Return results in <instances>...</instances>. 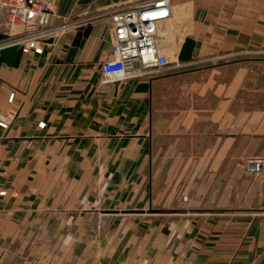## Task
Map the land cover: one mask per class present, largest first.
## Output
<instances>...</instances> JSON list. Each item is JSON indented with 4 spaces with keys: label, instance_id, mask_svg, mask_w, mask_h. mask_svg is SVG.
<instances>
[{
    "label": "crops",
    "instance_id": "crops-1",
    "mask_svg": "<svg viewBox=\"0 0 264 264\" xmlns=\"http://www.w3.org/2000/svg\"><path fill=\"white\" fill-rule=\"evenodd\" d=\"M134 1L46 0L63 29L41 54L0 66V264H264V166L254 213L228 223L214 209L148 213L144 184L154 112L184 108L217 126L202 156L224 176L264 158V0H169L156 35L169 67L103 83L114 53L105 13ZM186 37L192 59L175 67ZM182 83L193 95L168 104Z\"/></svg>",
    "mask_w": 264,
    "mask_h": 264
},
{
    "label": "rangeland",
    "instance_id": "rangeland-1",
    "mask_svg": "<svg viewBox=\"0 0 264 264\" xmlns=\"http://www.w3.org/2000/svg\"><path fill=\"white\" fill-rule=\"evenodd\" d=\"M168 93V104L173 101L183 107L188 102V95H193L187 91L186 83L183 87L173 86ZM167 113L163 116L154 112L153 117L151 168L144 183L150 187V207L163 212L225 211L233 214L227 215V223L235 214H240L236 217L244 220L250 217L254 213V174H248L244 169L249 158L244 164V160L239 159L238 162L243 164L240 172H228L223 182L228 184L227 189H219L224 174L212 169L209 156H202L204 149L218 145L214 136L211 140L208 137V134L217 133V126L194 123L196 118L187 117L184 108ZM204 128L208 129L207 133ZM251 145L254 146V142L246 148L250 149ZM242 225L245 232L247 225L245 222Z\"/></svg>",
    "mask_w": 264,
    "mask_h": 264
},
{
    "label": "built area",
    "instance_id": "built-area-1",
    "mask_svg": "<svg viewBox=\"0 0 264 264\" xmlns=\"http://www.w3.org/2000/svg\"><path fill=\"white\" fill-rule=\"evenodd\" d=\"M111 27L114 53L101 63V82L139 78L169 67L167 54L160 50L157 23L170 17L169 0H140L106 11ZM63 24L52 22L46 0H0V49L18 45L22 55L41 54L50 38L58 35ZM186 62L175 64L183 67ZM14 93H10L11 102ZM8 120L0 121L6 128ZM39 126L44 124L39 122ZM264 166L261 156L244 164L248 174H259ZM5 192L0 191V195Z\"/></svg>",
    "mask_w": 264,
    "mask_h": 264
},
{
    "label": "water",
    "instance_id": "water-1",
    "mask_svg": "<svg viewBox=\"0 0 264 264\" xmlns=\"http://www.w3.org/2000/svg\"><path fill=\"white\" fill-rule=\"evenodd\" d=\"M117 1V0H114ZM90 31L89 27H86L83 31V36H87ZM5 38L4 34L0 33V39ZM195 45V41L186 37L181 45L178 60L182 62H188L192 59V51ZM22 56L21 47L18 45H12L5 48L0 49V66L5 64L10 67H17ZM148 213H156L161 212L157 211L154 208H148Z\"/></svg>",
    "mask_w": 264,
    "mask_h": 264
}]
</instances>
